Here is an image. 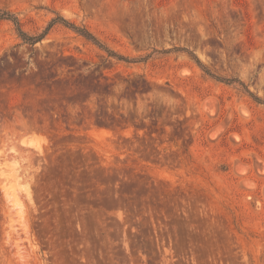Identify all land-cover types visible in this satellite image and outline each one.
<instances>
[{"label": "rangeland", "instance_id": "rangeland-1", "mask_svg": "<svg viewBox=\"0 0 264 264\" xmlns=\"http://www.w3.org/2000/svg\"><path fill=\"white\" fill-rule=\"evenodd\" d=\"M0 9V264H264V0Z\"/></svg>", "mask_w": 264, "mask_h": 264}, {"label": "trees", "instance_id": "trees-1", "mask_svg": "<svg viewBox=\"0 0 264 264\" xmlns=\"http://www.w3.org/2000/svg\"><path fill=\"white\" fill-rule=\"evenodd\" d=\"M1 20H10L14 26H15V29H16V32L18 34V36L24 40L25 42H29V43H35L37 41H39L47 32L48 30L50 29V27L55 24L56 22H60L62 23L63 25L67 26V27H70L72 29H74L75 31H77L78 33L82 34L83 36H85L86 38L88 39H91L93 41H95L97 44H99V46H102L100 45V43H98L96 37L91 33L89 32L86 28L84 27H79L77 25H75L73 22H70L68 21L67 19L61 17V16H58L56 18H52L47 26L44 28V30L42 31V33H40L39 35H29L26 31H24L21 27V24H20V21L19 19L15 16L14 13L10 12V11H7V10H1L0 9V21ZM108 52L110 53H113V51L107 49ZM119 58H122V57H119ZM217 79H219L218 77H216ZM227 82H232V81H235L233 79H225ZM240 82V81H239ZM241 84H243L241 82ZM246 91L248 92V94H250L254 100H256L257 102H264L262 101V99H260L259 97L253 95L248 89H246Z\"/></svg>", "mask_w": 264, "mask_h": 264}, {"label": "bare ground", "instance_id": "bare-ground-1", "mask_svg": "<svg viewBox=\"0 0 264 264\" xmlns=\"http://www.w3.org/2000/svg\"><path fill=\"white\" fill-rule=\"evenodd\" d=\"M98 139H100L101 140V137H98ZM110 144V143H109Z\"/></svg>", "mask_w": 264, "mask_h": 264}]
</instances>
